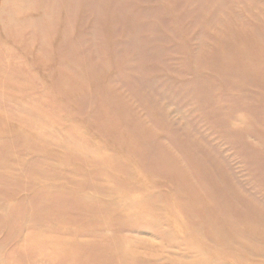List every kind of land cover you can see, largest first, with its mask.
Wrapping results in <instances>:
<instances>
[{
  "label": "rangeland",
  "instance_id": "rangeland-1",
  "mask_svg": "<svg viewBox=\"0 0 264 264\" xmlns=\"http://www.w3.org/2000/svg\"><path fill=\"white\" fill-rule=\"evenodd\" d=\"M258 232L264 0H0V264H264Z\"/></svg>",
  "mask_w": 264,
  "mask_h": 264
},
{
  "label": "bare ground",
  "instance_id": "bare-ground-1",
  "mask_svg": "<svg viewBox=\"0 0 264 264\" xmlns=\"http://www.w3.org/2000/svg\"><path fill=\"white\" fill-rule=\"evenodd\" d=\"M99 193H100V196H98V198H99L98 200H96L94 197L89 196V195H85L83 200L86 201V202H89V203H93L94 201H96L95 203H99L104 211H108V212L109 211H114L115 212L114 216H115L116 219H118L120 217L124 218V217L127 216V214H123L120 211V207H119L118 203L114 202V200L112 202H110V201L105 202V201H102L100 199L101 196H106V195L110 196V195H108L106 192H101L100 190H99ZM144 197H145V202L146 203L149 202L152 205H154V204L156 205V203L158 202V201H156L155 195L154 196L151 195L150 197L146 195ZM155 201H156V203H155ZM170 209L172 210L171 215H167V224L169 225V227H167L166 229L163 228V230H160V231H163L161 233V237H163V239H166V238L170 237L171 240H172V239L176 238L175 237L176 233L173 231V229H175L176 232L179 233V234L182 233V234H185V236L186 235L191 236V234L195 235V233L197 235L200 234L202 230H205V229L212 230V229H214L216 227V221H215L214 218H207L206 216H203V217H201L199 219V218H197L194 215H189L191 217V219H193V220H200L199 221V223H200L199 225H202L203 221L208 222V225H209L207 228H204V229H201L202 226L194 228V227H192L190 225L189 218H187V220L186 219L183 220L174 212L175 209H174V211H173L172 207H170ZM161 211H162V209H161ZM122 218L119 221V228L120 229H126V228L128 229V228H130V227L127 226L126 222L124 220H122ZM159 226H160V224L158 225V227ZM139 229H141V228L139 227ZM136 230H138V228H136ZM222 236L229 237V233L228 232L226 233V232L223 231ZM258 237L262 240V243L264 244V233H259L258 232ZM189 239H187L186 237L184 239H180L177 242L175 247H177L179 249H181L183 247V249L185 251L191 252V255L183 256V257H186V258H191L192 257V259L190 261L187 260V262L185 264H195L196 260H194V258H195V254L197 253L196 251H202V250L200 248L196 247L193 244L194 242L189 240ZM196 239H197V241L200 240L203 243L211 244V241L207 240L205 237L199 238V239H198V237H196ZM105 240H106L108 248L110 250H112V252L114 254L119 255L120 253H123L121 250H119V245L113 243V241H110L107 237L105 238ZM238 241H239V239H237V238H234L232 240L233 243H237ZM208 246H212V245H208ZM261 250H264V249L261 247ZM244 251L247 252L248 254H254V249H251V248H245ZM202 252H204V251H202ZM163 253H165V252H162L161 254H163ZM260 256L264 257V255H260ZM162 258H165V259L163 261H158L156 264H168L169 262H171V259H172V257L168 256V255H165V257H162ZM201 260L204 263L207 262V264H213V262H214V261L212 262V260L209 259L207 257V255H206V257H204V259H201ZM146 261H148V260H146ZM120 262H122V264H126V263L139 264L140 263L138 258L132 257L130 255L128 256L127 254L121 256ZM220 262H221V264H224L225 261H220ZM172 264H176V263H172ZM225 264H227V263L225 262Z\"/></svg>",
  "mask_w": 264,
  "mask_h": 264
}]
</instances>
